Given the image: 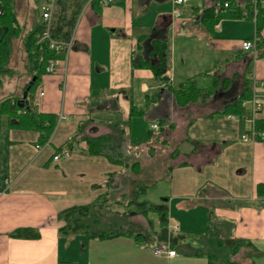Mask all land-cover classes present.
Listing matches in <instances>:
<instances>
[{
  "label": "crops",
  "instance_id": "1",
  "mask_svg": "<svg viewBox=\"0 0 264 264\" xmlns=\"http://www.w3.org/2000/svg\"><path fill=\"white\" fill-rule=\"evenodd\" d=\"M187 1L181 16L174 13V0L169 8H150L151 0L86 2L73 30L77 45L55 73L42 76L33 96L35 110L57 116L49 141L38 145L35 130L1 131L0 264H264V140H241L242 133L264 132L258 128L264 124V102L258 112L253 110L251 84L264 80V49L242 47L255 34L254 19L216 18L208 29L202 20L205 7L184 8ZM72 2L23 0V16L15 8L13 69L14 45L21 40L24 46L27 33L43 21V7L53 8L55 20L71 14ZM163 38L166 82L149 67L135 66L155 62L152 42ZM28 80L29 73L22 86ZM187 80H194L202 93L196 102L179 107L174 89ZM247 80L252 95L242 102L241 120L233 107ZM235 87L236 95L230 94ZM132 106L143 113H131ZM156 123V131L165 132L163 141L153 133ZM86 134L109 136L120 143L124 158L139 150L156 157L155 141L169 147L158 197L166 208V234L155 239L148 231L139 240L61 234L67 210L113 194L112 212L128 215L119 199L143 192L138 179L127 175L141 170L140 165L131 168L139 161L126 159L125 166L88 153ZM60 147L70 154L54 160ZM174 225L178 230L169 227ZM163 241L171 243L175 256L154 253Z\"/></svg>",
  "mask_w": 264,
  "mask_h": 264
},
{
  "label": "trees",
  "instance_id": "2",
  "mask_svg": "<svg viewBox=\"0 0 264 264\" xmlns=\"http://www.w3.org/2000/svg\"><path fill=\"white\" fill-rule=\"evenodd\" d=\"M72 1L71 7H73V9L71 14H60L53 21V29L51 32L52 37L69 40L73 35V30L76 26L79 14L89 0ZM3 2L5 14L0 15V87L4 85L6 76H11L14 73L12 66V41L14 39L13 37L18 35L17 28H15L18 19L13 8L12 0H3ZM226 2L229 4L228 7H224ZM89 5L98 6L100 5V0H90ZM216 18L254 19L256 24L255 34L258 36L259 48L262 50L264 49V0H257L256 2L254 0H211L205 6L202 20L206 23V26L208 24V29H212ZM44 26L43 21L40 22L34 29L28 32L24 38L26 66L29 73V80L24 84L22 92L19 95L20 97L8 96L3 100H0V135L4 128L39 131L40 136L38 139V145L40 146L45 145L49 141L57 124V116L56 114L41 113L35 110L33 106V96L42 76L47 74L46 67L51 59L60 58L62 61H65L64 53L56 52L51 49L48 40H40ZM255 34L247 39H252ZM76 45L77 43L75 41L74 47ZM166 49L167 43L164 38L153 40L150 54L155 57V62L144 60V63L146 62L147 64L135 63V66H147L154 72L160 81H168L169 77L166 74L168 69ZM34 77L36 79L31 85ZM30 85L31 87L28 92V97L25 100V105L21 107L18 101L23 97L24 91ZM201 93V89L196 86L194 80H187L180 89H174V97L179 107H184L191 102H196ZM251 95L252 90L250 87V81L247 80L244 94L237 99L233 107V112L240 115L241 120L245 112L242 102L246 99H250ZM131 113L142 114L143 111L137 110L132 106ZM83 126L84 125H81L80 127L81 132ZM258 128L264 129V124L261 123ZM123 133L124 131L122 130L121 134ZM87 135L85 136V141L88 144V153L93 155L102 154L107 156L112 163H124L125 166L129 165L122 152L118 151L120 143L116 144L111 142L110 137L106 135ZM74 137H72L73 140H75ZM61 149V147L56 149L53 158L61 151ZM139 165L140 162H135L131 168L133 167V169H135ZM144 186L145 184L140 186L141 190L146 188ZM113 197L114 195L110 194L108 198H101L94 204L67 210L61 216L66 222L65 225L60 228L61 234L65 236L86 234L90 238L98 239H105L118 235L133 236L137 240L140 238H146L149 234L148 230H143L141 227H136L134 224L131 227L125 226L129 214L119 215L110 212V210V213H108L106 203L107 200L113 199ZM151 209L156 210L160 214L161 223L167 228V213L165 206H152ZM147 211H149V209L144 210L142 215L145 216V212ZM112 217L115 218L112 219ZM163 234H166V232L161 235ZM230 264H238V262L232 260Z\"/></svg>",
  "mask_w": 264,
  "mask_h": 264
},
{
  "label": "rangeland",
  "instance_id": "3",
  "mask_svg": "<svg viewBox=\"0 0 264 264\" xmlns=\"http://www.w3.org/2000/svg\"><path fill=\"white\" fill-rule=\"evenodd\" d=\"M172 1L173 0H151V2H149V5L150 8H169ZM210 1L211 0H188L187 6L184 8H192V5L195 4L199 5L200 8H204ZM12 2H13L14 10L15 8H18L19 13L21 14V16H23V8H22L23 0H17L16 2L15 0H12ZM178 7L182 8V5ZM23 47L24 46L21 40H18L17 43L14 45L13 65L15 72L11 77H7L6 83H4L2 87H0V100H3L8 96L14 97L15 95H17V93L23 87L22 82L27 78L28 70L26 67V59L24 57ZM225 66L226 65H224V67ZM19 95L20 94H18L17 96ZM153 133L155 134V138H162V141L166 139L165 132L163 130L156 131V129H153ZM162 141L161 142L155 141L156 157L150 156L149 152L146 150L135 151L134 153L136 156H134L133 152H130L127 155L128 158L125 159H127L131 163L134 161H139L140 169H141L139 170V172L135 171L133 174L131 172H128L127 175H129L132 179H136V178L138 179L136 186L142 185V183L148 186H146L147 187L146 189L145 188L143 189V192L137 191L136 196L134 195L133 197H131L130 195L126 200L119 199L120 200L119 202L124 201L119 204H121V206L125 208L124 213L126 214L131 215V213H133V214L142 215L144 213V210L149 209V211L145 212L146 215L144 216V219L142 218L132 219V217L128 215L125 226L131 227L134 224L136 227H141L143 230L146 231L148 230L155 239L157 238L158 234H162L168 230V228H165L162 225L160 214L156 210L151 209L152 206L159 205L158 197H159V193L161 194L160 184L164 182V180L161 179V177H163V173L166 172L162 164H163V160L165 159L167 160L168 158L165 157L163 159V155L164 153H166V151H168L169 147L165 146ZM167 141L172 142V139L169 138L167 139ZM122 179H123L122 176L117 178L119 182H121ZM159 179L161 180L159 181ZM156 181H159V183ZM114 192L115 191L113 190V193ZM116 194L118 197V189ZM116 199H109V203L107 204L108 213L112 212L111 209L115 208L116 205L115 201H117ZM114 218L115 217H112V219ZM227 259L228 256L226 257L225 261H227Z\"/></svg>",
  "mask_w": 264,
  "mask_h": 264
},
{
  "label": "built area",
  "instance_id": "4",
  "mask_svg": "<svg viewBox=\"0 0 264 264\" xmlns=\"http://www.w3.org/2000/svg\"><path fill=\"white\" fill-rule=\"evenodd\" d=\"M113 0H100L101 4H110ZM187 0H174L175 4V10L174 13L177 16H181L182 11L178 6H181L184 4ZM255 2L257 0H254ZM4 2L3 0H0V15L5 14V9L3 7ZM229 4L226 2L224 4V7H228ZM43 23L44 28L42 31V34L40 36V40H48L50 48L55 50L56 52L64 53L65 54V61H67L69 53L73 50L75 38L72 35L69 40H63L59 38L52 37V29H53V8L51 6H44L43 7ZM264 34V31H263ZM242 47L244 50L248 51H254L257 52L259 48L258 43V36L255 34V36L252 39H245L242 41ZM62 60L60 58H53L48 63L46 67L47 74H53L57 71V65ZM252 85H253V98H252V104H253V110L255 112H258L263 105L264 102V80L263 79H252ZM43 95V92L40 93V96ZM152 128L158 130L159 125L152 124ZM264 140V132H258L256 130H252L250 132H246L241 134V140L245 142H255L257 140ZM70 154V150L68 149H62L60 152H58L54 156V160H60L64 157H68ZM172 230H178V226H169ZM154 253L156 255H164L167 257H173L177 254V251L171 246V243L169 241H163L160 244L157 245V247L154 249Z\"/></svg>",
  "mask_w": 264,
  "mask_h": 264
},
{
  "label": "water",
  "instance_id": "5",
  "mask_svg": "<svg viewBox=\"0 0 264 264\" xmlns=\"http://www.w3.org/2000/svg\"><path fill=\"white\" fill-rule=\"evenodd\" d=\"M35 77L33 78V80H32V82H31V85H32V83L35 81ZM31 85L24 91V94H23V97L22 98H20L19 99V101H18V103H19V105L21 106V107H23L24 105H25V100L27 99V97H28V92H29V89H30V87H31ZM236 89H237V87H235V88H233L232 90H231V92H230V94H232V95H236ZM231 95V96H232Z\"/></svg>",
  "mask_w": 264,
  "mask_h": 264
}]
</instances>
